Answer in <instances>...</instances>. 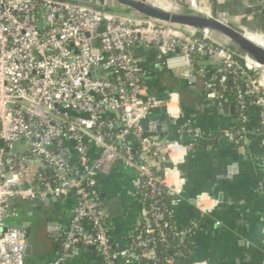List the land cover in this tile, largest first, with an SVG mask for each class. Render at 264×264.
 Listing matches in <instances>:
<instances>
[{"label":"built area","instance_id":"2783aa9c","mask_svg":"<svg viewBox=\"0 0 264 264\" xmlns=\"http://www.w3.org/2000/svg\"><path fill=\"white\" fill-rule=\"evenodd\" d=\"M77 1L0 0V264H25V234L11 223L17 216L9 200L69 196L73 209L60 234V254L52 264H65L84 248L92 249L101 264H137L141 257L156 264L153 236L165 242L167 227L160 224L158 201L143 210L140 232L132 241L114 242L97 179L120 165L137 179L136 199L140 188L151 199L166 190L174 214L181 203L183 180L177 177L170 184L168 173H177L186 153L206 136L197 126L181 122L178 94L166 92L163 99L147 93L143 68L133 59L132 49L156 48L158 69L170 72L193 73L190 59L206 56L220 70L199 83L218 108L227 104L219 91L226 90L227 75L242 79L244 89L234 93L242 135L231 129L221 134L236 148L249 143L250 130L245 126L250 123L249 108L259 111L264 125L263 74L186 29L116 12L99 0L97 8ZM41 21L39 30L36 25ZM169 54L177 57L167 59ZM257 71L261 76L256 77ZM202 74L199 69L194 75ZM251 94L256 95L254 101L246 102L245 96ZM161 107L176 140L191 138L190 144L176 142L161 149L164 141L147 135L149 115ZM162 161L166 166L159 175ZM30 168L34 169L32 181L26 176ZM259 187L264 188V175ZM166 263L174 264L171 259Z\"/></svg>","mask_w":264,"mask_h":264},{"label":"crops","instance_id":"0c3cea01","mask_svg":"<svg viewBox=\"0 0 264 264\" xmlns=\"http://www.w3.org/2000/svg\"><path fill=\"white\" fill-rule=\"evenodd\" d=\"M213 1L229 3L230 8H235L237 12L254 7L264 11V0H194V3L185 0L189 8L196 12L214 15L239 29L242 27L240 17L230 16L224 10L213 7ZM237 1L240 5L233 7ZM138 49L142 51L138 61L143 63L144 70L153 69L148 80L154 83V74L161 71L157 67V50ZM188 72L181 69L170 73L174 79L183 81ZM194 85L196 89L183 86L180 94L179 91L171 92L179 96L181 122L197 126L206 136L186 153L177 173H168L170 184L177 177L183 180L181 203L174 209L175 229L191 235L195 251L190 264H264V188L259 187L264 167L259 162V148L253 141V133H250L249 143L243 148L233 147L222 139L224 131L239 124L234 107L218 108L203 96L198 77ZM166 92L169 91L164 90L161 98L165 99ZM202 98L210 102L205 103ZM161 109L157 108L149 115L146 127L151 136L159 137L155 132L163 125L173 132L166 110L162 112ZM233 117H236V122ZM160 139L165 142V139ZM33 175L34 169L26 170L28 181L33 180ZM97 180L109 213L110 236L114 242L124 244L143 215V209L135 198L137 179L130 171L116 165L109 174L101 175ZM46 200L14 201L18 206L16 212L31 213L33 216L29 219L32 221L38 214H43V232L29 241L31 250L25 254V264H52L60 254V245L52 246V239L59 237L66 226L73 209V197ZM20 218L11 223L19 224ZM65 264H101V261L95 252L90 251ZM137 264L143 263L139 261ZM144 264L149 263L145 260Z\"/></svg>","mask_w":264,"mask_h":264},{"label":"trees","instance_id":"16d2710c","mask_svg":"<svg viewBox=\"0 0 264 264\" xmlns=\"http://www.w3.org/2000/svg\"><path fill=\"white\" fill-rule=\"evenodd\" d=\"M235 3V4H234ZM233 7H236V5H240L239 1L234 2ZM213 7H217V9L224 10L226 13H228L230 16H238L240 17V25L244 27L245 29H249L254 32H260L264 35V11L261 10L259 7H254V8H242L241 11H236L235 8H230L229 3H223V2H212ZM181 8H187V5L184 4L183 2H180ZM214 14V13H213ZM213 17H215L213 15ZM251 17V19H249ZM232 27L233 24L229 23ZM236 28V27H234ZM238 29V28H236ZM239 30V29H238ZM239 31H242L241 29ZM139 47H135L131 51V55L133 59H135L139 66L141 68L144 67L143 63L141 61H138L139 58L142 57V51L138 49ZM238 62L242 63V60L238 57L235 58ZM191 65L193 69V74H196V71L199 69H203V74L201 77H198L200 81H206L212 78L213 75H217L218 71L220 70V67L213 64L212 62L209 61V59L206 56H193L191 59ZM153 69H143V79L145 80L146 87H147V93L149 95H156V96H161L162 92L164 90H168L169 92H177L183 86H187L189 88H194L196 89V85L194 84H187L184 80L180 81L178 79H174L172 73L169 71H166L165 69H162L160 72L155 73L153 78H154V83L149 82V77L151 76ZM196 76V75H195ZM250 76L254 77L252 74ZM182 84H184L182 86ZM245 82L240 79L236 75H227V85H226V90L221 91L223 94L224 98H227V104H223L220 108H224L227 105H232L235 107L237 105V99L234 96V93L236 92L237 89H244ZM200 92L203 96H205V92L203 90V86L200 84L199 85ZM178 93V92H177ZM256 95L251 94L245 96V101L246 102H252L254 101ZM216 105V104H215ZM252 119V123H251ZM249 119V124L246 123L245 126L248 127L250 130V133H253L254 139L253 141L256 143L257 147L259 148V162L262 164L263 159H264V146L261 144L262 141H264V125L261 123V119L259 117V111L256 112L255 116L253 118ZM239 125V124H238ZM238 125H234L231 128V131L236 133V135L241 136L242 133L239 130ZM147 135H150L149 133ZM214 137V136H213ZM162 168L157 170V173L160 175L162 174V169L163 167L166 166V162L162 161L161 162ZM39 185V184H38ZM137 194V199L139 201V204L141 208L144 211L149 210V206L157 200V206L160 207V212H161V220L160 224H167V227L163 229V232L165 234V242H161L159 240V237L155 234L153 237L155 239V247H154V253L156 256V264H167V260L171 259L173 260L174 264H190L192 255L195 251L194 246L191 242V235L190 234H185L186 237L182 238L180 235L176 233L175 229V218L174 214L172 213V207H171V201L170 198L166 195V190H164L161 195L157 199H151L150 196L148 195V191L144 188H140L136 191ZM101 204L106 206V201L104 198L101 196L100 198ZM35 219L37 220L38 217L35 216ZM42 221L40 230L33 232L31 239L33 238L34 235L38 234L41 235L43 232V217L40 219ZM38 220V221H40ZM142 221L140 222L141 225ZM136 226V228L133 230V232L127 237L126 242H130L134 239V237L140 232L141 226ZM106 226L108 229H110V220L106 221ZM138 228V229H137ZM53 240L52 246L55 245H60L62 241V237H55ZM84 252H90L93 251L90 248H84ZM94 252V251H93ZM137 254L141 255V251L137 250ZM141 263L144 264V257H141L139 260Z\"/></svg>","mask_w":264,"mask_h":264},{"label":"water","instance_id":"95a60500","mask_svg":"<svg viewBox=\"0 0 264 264\" xmlns=\"http://www.w3.org/2000/svg\"><path fill=\"white\" fill-rule=\"evenodd\" d=\"M97 1L98 0H80L76 3L82 6L97 8ZM110 1L118 10L122 12L131 13L143 18L155 20L160 23L180 27L197 35L203 36L215 42L219 46L227 49L229 52L233 53L241 60L248 62L257 70L264 71V47L253 42L247 37V33L256 34L262 37L264 40V35L260 32H254L249 29L239 31L231 25L224 23L209 14L196 12L188 7L181 8L180 5H176L173 2H170V9H163L151 3H138L133 0ZM36 26L39 30H42V21ZM96 44V42H93V46H96ZM175 57H177V55L169 54L166 58L171 59ZM183 78L185 82H188L190 84H194L196 81V77L192 72H188ZM201 100L205 103L210 102L204 98H202ZM161 110L162 112H164V107H162ZM248 113L250 116H254L256 114V108H249ZM233 121L236 122V117H233ZM166 127L167 126L163 125V128L156 129L155 132L159 135L160 138L165 139V142L162 144L161 149H164L168 145H172L176 142L180 145L192 142L191 138L176 140L174 132H169ZM170 167L172 166L170 165ZM45 199H47L46 201H49L48 198ZM9 203L11 204L12 210L16 213L17 218L19 216L21 217L20 223L15 225V229L25 234V254H29V251L31 250L29 241L33 232L40 230V226L42 223L40 219H42L43 214H38V219L32 221L29 219L33 216L31 213H25L24 211L16 212L18 206L15 205L12 200H9ZM180 236L182 238L186 237V235Z\"/></svg>","mask_w":264,"mask_h":264},{"label":"bare ground","instance_id":"6f19581e","mask_svg":"<svg viewBox=\"0 0 264 264\" xmlns=\"http://www.w3.org/2000/svg\"><path fill=\"white\" fill-rule=\"evenodd\" d=\"M133 1L138 2V3H151L163 9L171 8V3L168 0H133ZM203 14H207V13H203ZM247 37L253 42L264 47V40L262 37L256 34H250V33H247ZM261 73L263 74L262 79H264V71H261Z\"/></svg>","mask_w":264,"mask_h":264},{"label":"rangeland","instance_id":"374dc122","mask_svg":"<svg viewBox=\"0 0 264 264\" xmlns=\"http://www.w3.org/2000/svg\"><path fill=\"white\" fill-rule=\"evenodd\" d=\"M168 1H169V2H174L176 5H180V2H183V3L186 4L187 7L189 8V6H188L187 2H185V0H168ZM99 2H100V3H104V2H105V3L108 5L107 8H109V9H114V11H116V12L124 13V12L118 10V9L113 5V3H112L110 0H99ZM115 9H116V10H115ZM227 24H229V23L227 22ZM241 28H242V27H240V29H241ZM243 28H244V27H243ZM238 29H239V28H238ZM240 29H239V30H240ZM242 30H245V28L242 29ZM259 75H260V72L257 71V72H256V77H259ZM260 76H261V75H260ZM261 79H262V78H261ZM260 89H261L262 91H264V87H263V86H261ZM14 148H17V145H16Z\"/></svg>","mask_w":264,"mask_h":264}]
</instances>
